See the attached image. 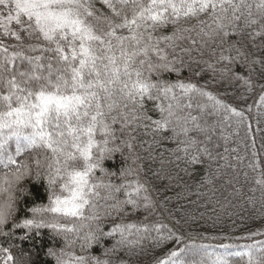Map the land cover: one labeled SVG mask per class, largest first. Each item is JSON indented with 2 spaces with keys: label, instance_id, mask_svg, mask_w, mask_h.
<instances>
[{
  "label": "snow or ice",
  "instance_id": "obj_1",
  "mask_svg": "<svg viewBox=\"0 0 264 264\" xmlns=\"http://www.w3.org/2000/svg\"><path fill=\"white\" fill-rule=\"evenodd\" d=\"M245 35L251 41L264 40V0H0V236L11 241L16 230L23 229L19 239L25 240L33 230L39 235V230L49 229L65 239L64 248L47 250L55 264H110L94 255L67 251L75 243L69 234L85 241L81 251L86 252L99 241L96 232L102 230L80 233L88 227L84 222L102 218L101 208L106 217L129 216L141 209L151 215L158 207L165 208L141 183L142 164L121 169V177L137 174L134 181L105 183L94 175L97 169L107 171L102 165L112 153L123 148L131 152L141 129L157 146L165 139L176 144L173 154H184L177 155V160L195 166L204 163L202 157L210 161L219 157L227 162L219 167H235L229 156H214L208 145L222 124L231 127L235 117L237 125H245L246 112L264 107V83L252 81V65H259V80L264 81V58L249 59L253 54L239 46ZM232 37L237 39L229 43ZM205 54L210 59H203ZM193 64H204L213 74L219 71L225 77L231 73L229 83L239 81L249 93L258 87L257 98L238 109L209 91L207 83L180 79ZM221 64L225 66L217 69ZM237 65H247V77L237 73ZM241 99L246 101L248 96L242 94ZM210 118L219 119L210 122ZM246 127L251 134V124ZM169 131L171 135L165 136ZM117 132L127 138L120 139ZM234 134L239 135V128ZM223 139L227 144L228 136ZM224 152L229 153L227 146ZM140 159L136 156L132 163ZM234 159L238 166L246 157ZM164 163L161 159L160 164ZM247 167L258 173L255 184L264 196V160L259 152L252 151ZM154 175L169 182L173 179L160 177L159 172ZM244 176L247 180L248 173ZM25 179L46 181V204L20 207L17 193L27 192L21 184ZM122 189L123 200L116 195ZM165 189L174 190L169 185ZM176 197L187 198L181 191ZM99 200L105 204L100 206ZM22 212H30L31 218L21 219ZM172 216L168 212L167 218ZM117 234L119 239L103 255L142 247L151 240L157 247L173 244L155 264H236L234 258L244 264H264V240L221 244L218 251L217 246L197 242L191 233L170 227L162 218L151 224H114L104 233L107 237ZM255 236L264 232L242 238ZM13 247L17 245H0V264H22ZM23 255L31 257L30 252ZM26 264H32L31 259Z\"/></svg>",
  "mask_w": 264,
  "mask_h": 264
},
{
  "label": "trees",
  "instance_id": "obj_2",
  "mask_svg": "<svg viewBox=\"0 0 264 264\" xmlns=\"http://www.w3.org/2000/svg\"><path fill=\"white\" fill-rule=\"evenodd\" d=\"M99 6V5H98ZM237 37H232L229 43L236 40ZM241 39L239 45L244 51L253 54L249 57L252 58H264V40L257 38L255 41H251L246 35ZM255 43L257 47H252ZM227 54V53H226ZM232 55H235L233 51ZM203 59L208 60L210 57L205 54ZM244 63V58H240V64ZM225 65H217V69L224 67ZM255 71L252 73V81L254 85L258 83H264L259 80L261 69L259 65H252ZM204 68L205 71L200 76L194 74L195 71H200ZM236 71L238 74L247 77V65L245 67H239L237 65ZM228 76H222L219 71L215 74L211 69H207L204 64L195 65L191 68H185L181 73L180 79H191L193 82L204 85L207 83L208 90L211 91L222 101L236 107L238 109L247 108L248 105L253 104L254 99L257 98L258 87H254L251 93L246 89L240 87V82L235 81L229 83ZM173 81L177 79L175 74L170 77ZM248 96L246 101L241 99V95ZM151 107V105H150ZM248 120L245 125H237L235 123V117L232 118V126L228 127L226 124H222L217 128L215 135L212 137V143L208 145L212 149L213 155L217 153L220 155H227L230 157L231 163L235 167H219L225 165V160L219 159L217 161H210L206 158L204 163L200 165L192 166L185 162V159L177 160L176 156H184L183 153L173 154V150L176 148V144L170 143L168 140H163L159 146L153 143V137L151 135H144L143 130H139L136 134L137 139L133 141V149L130 152L127 148H123L122 152H114L110 156L106 157L102 167L106 172H101L97 169L94 175L107 183L111 180L114 184H120L124 181H134L137 178V174L132 176L121 177L122 168H137L138 164L143 165V170L139 171L138 176L141 183H144L149 189V195L157 203L163 202L165 208H157L149 215L148 212L141 209L140 211L129 215L116 217L113 213L112 217H106L103 208H101V219L98 221H86L88 227H85L80 233L81 236L85 232L96 231L97 228L102 231L96 232V235L100 237L97 243H94L90 249L86 252L81 251V244L85 243L83 239H77L75 235L69 234V239L75 241L71 248H67V251H74L78 255H94L100 259H107L110 264H155L158 257H161L165 252L173 247L172 243H166L160 247L155 246L151 240H145L143 246L133 248L131 250L125 248L116 253H109L107 256L103 255L105 249L112 248L115 244V240L119 239L117 234L115 237H107L104 233L111 230L114 224L132 223L143 221L146 224H151L156 221L157 218L164 219L170 227H174L176 230L188 234L191 233L193 237H196L197 242H202L212 246H217L218 251H222L218 246L221 244L231 245H245L254 243L256 240H264V236H255L252 239H243L242 237L248 236L254 232H264V196H262L260 187L255 184V177L258 173H254L247 167L251 160V153L253 150L260 153V159L264 160V107L257 108L252 107L251 112H246ZM154 118L158 117L155 112L150 113ZM219 118H210V122ZM259 121V123H257ZM250 123L252 126V133H248L246 124ZM118 127V126H117ZM221 127L223 131H221ZM239 128V135H235V130ZM165 136L171 135V132L164 134ZM117 136L120 139H126L127 137L117 132ZM223 136H228L227 144L223 139ZM255 138V149L252 147V138ZM184 137L181 136L180 139ZM203 139V137H201ZM120 140L116 141L119 144ZM149 144L152 145L149 148ZM216 144L220 147L217 149ZM229 148V153L224 152V148ZM237 149V152H231V149ZM14 151V148H13ZM164 153L163 157L160 153ZM246 157L243 164L237 166V162L234 159L235 156ZM141 157L136 164L132 163L134 157ZM155 157V160L152 159ZM18 161L22 157L17 158ZM163 159L165 163L160 164V160ZM171 161V162H170ZM219 168V171L217 169ZM187 169V172L184 171ZM159 172L160 177L169 175L173 179L169 182L166 179L158 178L154 173ZM248 173V179L245 180L244 173ZM110 173H116L115 176L109 175ZM204 179H212V184H204ZM21 184L27 189L25 193H17L21 197L19 201L20 207L25 210L33 204L47 203V191L46 181L38 182L34 179H25ZM180 184V188L175 186ZM165 185H169L174 190L167 191ZM187 185V188L183 187ZM240 189L236 192L235 189ZM255 188L253 192L251 189ZM158 189V190H157ZM102 195L105 194V190H100ZM183 192L185 198L176 197V192ZM202 195H197V193ZM143 194V193H142ZM121 200L125 199L124 189L120 193L116 194ZM166 198H171V202H168ZM108 203H111L109 201ZM98 204L103 206L104 200H99ZM184 207L177 212L176 209L180 206ZM131 212V208H128ZM168 212H172V218L168 217ZM31 218L30 212L20 213V218ZM148 216V220H144V217ZM179 219L180 224L176 225L175 220ZM26 230L17 229L16 237L13 240H8L6 237L0 236V245L8 246L9 243L17 245L11 250L15 256L26 264L31 259L32 264H55L54 258L47 255L48 248L59 250L65 247L64 235H56L49 229H41L40 234L37 235L35 230L28 234V239L20 240L19 237L25 234ZM155 236V233H152ZM207 237V239H205ZM240 238V239H238ZM103 247H102V246ZM23 250V251H22ZM31 253V257L23 255V253ZM236 259V264H244L243 261ZM246 260V258H245Z\"/></svg>",
  "mask_w": 264,
  "mask_h": 264
}]
</instances>
